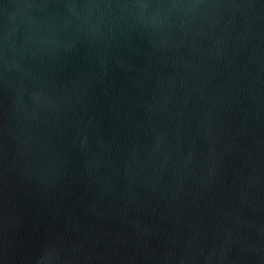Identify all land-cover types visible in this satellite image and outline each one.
Returning <instances> with one entry per match:
<instances>
[{"label":"water","instance_id":"water-1","mask_svg":"<svg viewBox=\"0 0 264 264\" xmlns=\"http://www.w3.org/2000/svg\"><path fill=\"white\" fill-rule=\"evenodd\" d=\"M0 264H264V0H0Z\"/></svg>","mask_w":264,"mask_h":264}]
</instances>
